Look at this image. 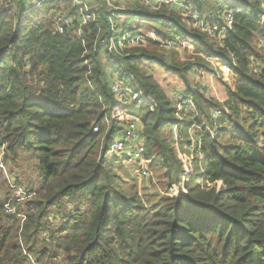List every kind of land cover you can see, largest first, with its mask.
I'll use <instances>...</instances> for the list:
<instances>
[{
    "label": "trees",
    "instance_id": "1",
    "mask_svg": "<svg viewBox=\"0 0 264 264\" xmlns=\"http://www.w3.org/2000/svg\"><path fill=\"white\" fill-rule=\"evenodd\" d=\"M82 1L94 20L78 36L80 14L70 0L37 8L2 0L12 11L0 12V164L29 159L38 182L26 185L35 195L16 204L25 216L21 227L20 218L5 213L13 194L0 178V264H29L28 255L41 264H264L260 0H187L212 15L241 11L220 44L166 6L152 11L126 3L115 12L105 0ZM63 15L74 22L59 33L55 17ZM113 19L133 37L153 31L160 41L185 40L196 57L181 61L151 40L110 50ZM204 57L229 61L220 101L189 79L195 66L206 68ZM153 66L173 75L196 106L188 126L202 128L196 157L204 171L195 183L174 152L171 130L180 137L184 119L154 80ZM112 74L126 86L124 104L111 93ZM127 117L138 121V136L149 146L144 159L156 153L167 176L168 196L156 203L143 201L116 174V160L105 157Z\"/></svg>",
    "mask_w": 264,
    "mask_h": 264
},
{
    "label": "built area",
    "instance_id": "2",
    "mask_svg": "<svg viewBox=\"0 0 264 264\" xmlns=\"http://www.w3.org/2000/svg\"><path fill=\"white\" fill-rule=\"evenodd\" d=\"M29 1V0H28ZM33 4L30 6L31 8H37L45 2L50 0H30ZM29 1V2H30ZM113 0H111L112 2ZM73 7L77 8L79 12V17L76 19L78 25L76 26V34L80 36L82 34L83 28L89 23L90 21L94 20V16L88 11L87 5L82 0H70ZM110 0H105L106 5L111 6ZM262 9L264 11V0H260ZM118 3H139L143 6L149 8L152 11H158L161 6H166L169 9H173L187 24L189 27L199 31L200 33L206 35L214 39L218 44L223 43V40L227 37V35L231 32L235 15L240 13V10H227L222 11L221 13H217L216 15H212L204 10H199L195 8L192 4H190L187 0H118ZM12 9L9 7L7 3H3L0 0V12H6ZM113 11H117L112 9ZM122 10V9H121ZM114 15L111 16V19ZM56 30L61 33L63 31V26H71L72 22H74L73 18H70L66 15L63 16H56ZM264 22V13L261 18V23ZM125 31V29H124ZM122 40L129 43L131 40L132 42H140L144 37L142 36H130L127 32L122 31ZM151 40V41H159L161 46L167 48L176 47V43L180 39L176 38L174 41H160L156 37V39H149L145 38L144 41ZM115 40L111 38L109 40V49L114 50L115 46L112 44ZM135 44V43H134ZM194 48V47H193ZM206 64L213 66L215 69L219 71L220 74H223L226 81H229V61L225 59H210V58H203ZM213 63H217L214 65ZM253 73L259 72L257 67L251 68ZM193 71L194 80L198 85V88L201 92L205 91L206 84L203 83L201 78L198 77L200 75L203 77L208 73L206 68L202 66H196ZM192 71V72H193ZM206 71V73H205ZM226 74V75H224ZM211 77V76H210ZM110 89L115 102L117 104H124L127 101L128 93L126 86L121 82L116 74L111 75L110 79ZM172 102L176 108V116L179 120L183 118L180 115H187L188 112L193 111L196 109L193 100L186 96V94L182 92H178L177 94L173 95ZM220 115L219 112H216L214 116ZM127 124L121 132V135L113 142L110 150L107 152L105 157L109 154H115L124 156L127 161L138 162L144 160V153H145V146L144 140L142 137L138 136V132H140L139 123L137 120L131 117H127ZM176 132H179L177 128H174ZM94 132L97 131L96 128L93 129ZM194 132L196 134L195 143L192 147V150L198 153L201 149V137L200 133L202 132V128L197 126L191 125L188 127V133ZM192 134V135H194ZM213 135V134H212ZM137 143V146L133 149H130V153L126 155V151L131 143ZM4 146H2L0 158L3 156ZM198 155V154H197ZM0 168L3 169L2 163L0 164ZM189 170V169H188ZM187 170V171H188ZM3 175L5 176V181L7 182V186L9 191L13 194L6 203L4 204L5 213L11 217H18L20 218V226L22 227L23 222L25 220V216L21 214L17 208L16 204H20L30 198H32L35 193L34 190L26 189L27 187L21 186L17 184L15 180H12L10 176L4 171ZM141 175L146 176L147 173L145 169H141ZM30 264H41L36 261L34 258L29 257Z\"/></svg>",
    "mask_w": 264,
    "mask_h": 264
},
{
    "label": "rangeland",
    "instance_id": "3",
    "mask_svg": "<svg viewBox=\"0 0 264 264\" xmlns=\"http://www.w3.org/2000/svg\"><path fill=\"white\" fill-rule=\"evenodd\" d=\"M30 1V0H29ZM111 2V0H110ZM126 3H118V0H113L111 2V6H108L111 9L121 11V9L125 10ZM178 15V14H177ZM125 27L122 25V23H115L114 19L112 20L111 25V31L114 33L115 41L112 43L115 46V49L113 51L119 52L120 50L124 49L126 46L134 45L136 42H132L131 40L129 43L122 40V31H124ZM144 35L147 36L149 39H156V36L154 32H144ZM131 36V35H130ZM145 38H143L140 42H144ZM175 40V39H174ZM169 41V40H167ZM127 44V45H126ZM144 44V43H143ZM194 46L191 45L189 42L185 40H179L178 43H176V47L173 48H167L164 46L159 45V49H166L168 50H174L178 53V56H181V61L189 62L190 59L188 58H195L196 55L194 53ZM166 58H170V56L167 53H164ZM179 58V57H178ZM207 58V57H205ZM188 59V60H186ZM211 59V58H210ZM192 59L191 61H193ZM214 65H217V63H213ZM206 75L203 77L198 75L199 78L203 81V83L206 84L205 91L202 92L206 98L214 99L220 101L222 98V92L223 88L220 85L221 76L223 74H220L217 69H215L213 66L206 64ZM154 67V71H151V73L154 75V80L157 84L160 85V87L164 90L166 97L171 100L173 95L177 94L178 92L184 91L182 88H180L179 82L176 80V78L171 74H166L161 69ZM196 67V66H195ZM193 70V69H192ZM193 74L195 75V72L193 71L190 73L189 79L193 81ZM226 75V74H224ZM211 76V77H210ZM173 106L174 103L172 102ZM196 107V106H195ZM175 108V106H174ZM176 109V108H175ZM187 115H180L184 120L182 122V128L180 130V137L179 132H176L174 129L171 130L172 139L174 140V152L176 154V158H178L181 165L189 170H192V183H195L198 179L200 174L204 171V163L201 164L200 160L198 159L197 153L192 150V147L195 143V137L196 134L194 132L188 133V121L191 119V115H195L197 113V109L188 112ZM193 113V114H192ZM127 120V119H126ZM128 122V120H127ZM127 124V123H126ZM194 134V135H192ZM142 136V135H140ZM179 138V139H178ZM170 137L168 139V144H170V141L172 140ZM173 143V142H172ZM144 144V143H143ZM157 144L155 143V146ZM173 145V144H172ZM137 146V143H131L128 147V150L126 151V155L130 153V149H133ZM145 151H149L148 144H145ZM155 146L153 148V151L155 150ZM157 147V146H156ZM108 161H114V165L116 167V174L120 177L126 179L133 191L145 202L149 203H156L157 200L165 199L168 195L165 193V190L167 188V176L164 172V168L159 163V157L157 154H153L151 158V162L148 160H142L138 162L133 161H127L124 156H119L115 154H109L107 156ZM24 161V163H23ZM29 159H19L18 162H16L17 166H13L11 164H8V162L5 164L3 163V169H1L0 172V178L3 175L4 171L10 176L12 180L18 179V181L21 183L22 186L26 185H34L36 187V184L38 182L36 172L33 171V164H29ZM164 162H167V158L163 160ZM145 169L147 175L142 176L141 175V169ZM175 178V175L172 174L171 181ZM170 181V182H171ZM3 182V181H0ZM191 183V184H192ZM3 187L1 189V198H4L5 194V183H0ZM29 257H32V255H28ZM33 258V257H32ZM60 264L59 261H51L49 264ZM30 264V260H29Z\"/></svg>",
    "mask_w": 264,
    "mask_h": 264
}]
</instances>
